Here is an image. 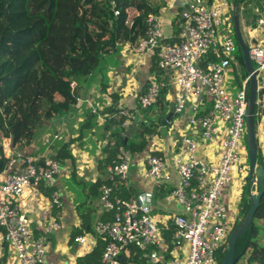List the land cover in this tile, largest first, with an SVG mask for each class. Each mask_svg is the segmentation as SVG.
Returning a JSON list of instances; mask_svg holds the SVG:
<instances>
[{
    "label": "built area",
    "instance_id": "2783aa9c",
    "mask_svg": "<svg viewBox=\"0 0 264 264\" xmlns=\"http://www.w3.org/2000/svg\"><path fill=\"white\" fill-rule=\"evenodd\" d=\"M175 1L179 5L175 16L181 22L177 33L169 37L171 41L165 36L164 18L149 14L144 22V36L134 44H127V52L133 55L135 63L156 57L158 71L173 73V112L178 120L185 119L186 131L172 159L177 184L166 200L177 203L182 212L157 220L152 215L151 193L142 192L130 200L114 195L113 185L126 182L132 154L123 144L116 145L113 134L117 129L126 136L135 129L149 128L152 121L143 113L156 104L166 87L156 75H149L143 93L129 82L133 84V97L139 103L140 112L123 109L121 115L125 119L121 123L109 121L108 114H100V106L90 104L92 114L105 124L101 144L117 150L115 160L106 169L108 183L99 187L100 209L109 218L95 224V240L87 235L73 239L75 244L89 250L95 247L97 239L106 241L100 259L93 264H123L120 255L129 249L141 252L147 264H218L216 255L228 250L229 235L240 219L249 175L248 153L243 144L249 77L236 87L230 76L236 64L233 16L237 1ZM261 4L262 10L258 11L254 24L241 27V32L256 77L255 140L257 157L264 164V0ZM240 11L239 4L238 15ZM136 72L134 66L129 72L130 81ZM70 86L74 88L75 82ZM206 103L210 104L207 109ZM6 159L0 170V228L3 230L0 243L10 248L15 264H43L50 237L61 229V224L51 214L43 232L33 238L29 220L18 203L32 186L41 183L51 186L61 173V166L55 160L40 164L32 157L20 155ZM144 160L147 166L144 176L148 181L157 186L170 181L168 163L152 146L147 149ZM227 186L236 188L233 202L225 198ZM256 187L255 183L249 185V195L257 192ZM226 200L229 202L225 203ZM61 207L59 195L53 191L47 208L52 213Z\"/></svg>",
    "mask_w": 264,
    "mask_h": 264
},
{
    "label": "trees",
    "instance_id": "16d2710c",
    "mask_svg": "<svg viewBox=\"0 0 264 264\" xmlns=\"http://www.w3.org/2000/svg\"><path fill=\"white\" fill-rule=\"evenodd\" d=\"M160 3L155 5L148 0H0V135L20 150L39 140L47 138L48 143L55 138V129L48 122L66 113L70 105H76L82 91L89 89L97 77L105 86L107 67L119 63L116 57L126 44H134L144 36L145 19L149 14H157L165 5L163 1ZM180 22L181 19L177 20ZM236 47L242 83L248 74L237 42ZM73 81L74 88L70 86ZM165 93V90L160 92L159 100ZM111 96L112 101H116L113 93ZM112 111L117 113L115 104L108 109ZM93 116L91 111L87 112L85 121L93 118L94 122ZM121 122L120 119L118 123ZM147 131L146 127L139 128L138 133L127 140L116 132L113 139L117 146L123 144L135 155L145 149L143 135ZM110 150L115 153L113 157L110 152L111 163L117 150L116 147ZM70 157L69 144H63L53 159L63 165ZM257 160L264 168L259 156ZM6 162L0 144V170ZM102 182L98 183L99 187ZM104 182L108 183L106 178ZM124 190L126 187L116 194ZM244 190L242 219L250 208L248 179ZM124 199L129 200V197ZM257 221H264V194L252 223L235 243L234 256H239L236 264H264V246L257 240L260 234ZM0 234H3L1 228ZM105 244V240H97L95 249L79 258L77 264L96 263ZM226 253L216 256L218 264ZM133 254V259L126 264H147L141 252L136 250Z\"/></svg>",
    "mask_w": 264,
    "mask_h": 264
},
{
    "label": "crops",
    "instance_id": "0c3cea01",
    "mask_svg": "<svg viewBox=\"0 0 264 264\" xmlns=\"http://www.w3.org/2000/svg\"><path fill=\"white\" fill-rule=\"evenodd\" d=\"M164 6L158 10L165 21L164 32L169 38L177 33V20L175 16L178 3L175 0H164ZM241 11L239 13L240 29L245 25L254 24V20L258 16V11L262 10V0H241ZM161 3L155 4L159 5ZM248 4L247 7H244ZM127 44L118 52L116 59L119 63L111 64L106 70L105 86L99 83H92L89 89L82 91L79 106L77 107L73 118H68V112L60 114L48 122L55 129L56 138L44 141H37L31 145L22 148L12 147L9 139H3L2 147L5 158L7 157H32L43 164L46 160H54L63 144H69L70 158L65 159V163L61 166V173L55 178V184L52 191L58 193L62 202L60 210L51 213L47 208L49 196L48 188L42 183L32 186L19 201L22 212L29 220V229L33 238H37L43 232L44 226L51 214L58 218L61 229L53 233L50 237V245L45 254L43 264H77V260L84 255L92 252L73 242V239L80 235H87L91 240H95L93 228L99 220L108 219L109 216L102 214L98 197V183L105 181L106 169L110 163L111 153L114 157V151L103 148L101 144L105 124L98 120L94 115L91 121H85V115L91 111V105H97L102 108L101 115L108 114L109 121L118 123L121 119H125L121 115L123 109L140 112L139 103L133 97V87L143 93L146 90V78L149 75H156L166 84L163 89L166 91L164 98L158 100L156 104L143 113L144 117L151 119L152 125L149 126L147 133L143 135L145 149L142 152L132 153V162L129 167L126 182L116 183L113 185L114 195L121 199L129 197L134 199L142 192L152 194V215L157 220H165L173 215L182 212L181 207L175 203H169L166 197L170 194L173 187L177 184V172L172 166L173 155L179 151L181 136L186 131L185 119L178 120V116L173 112L174 106V86L172 85V71H158L156 57H146L141 59L139 63H135L133 55L127 52ZM237 52L235 54L236 61ZM135 63V64H134ZM237 63V62H236ZM134 64V65H132ZM137 68V72L132 81L125 77L126 71ZM128 79V80H127ZM127 80V83L125 82ZM128 82H132L130 84ZM100 84V87H99ZM105 90H102V88ZM99 89H101L99 91ZM114 98L116 101L113 100ZM86 100H92L86 101ZM77 102V104H78ZM76 104V105H77ZM112 104H115L117 113L108 112ZM209 103L205 104L207 109ZM168 117V120L165 118ZM74 119L72 122L69 120ZM162 120L164 122H162ZM85 121V123H84ZM84 125V126H83ZM83 126V128H82ZM143 128V127H142ZM137 129L132 133H123L117 129L114 133H118L121 139H131L132 134L138 133ZM152 146L155 153L163 157L169 165L171 179L163 185H155L148 181L144 174L147 170L145 156L147 149ZM126 147V146H125ZM128 149V148H127ZM111 152V153H110ZM116 156V155H115ZM110 163V164H109ZM133 166V168H132ZM102 182V184H103ZM105 183V182H104ZM126 187V190L116 194L120 189ZM227 194V189L225 190ZM123 197V198H122ZM126 200V199H125ZM99 240V239H97ZM133 251L121 254V261L126 264L128 260L133 259ZM0 264H15V260L10 248L5 243H0Z\"/></svg>",
    "mask_w": 264,
    "mask_h": 264
},
{
    "label": "water",
    "instance_id": "95a60500",
    "mask_svg": "<svg viewBox=\"0 0 264 264\" xmlns=\"http://www.w3.org/2000/svg\"><path fill=\"white\" fill-rule=\"evenodd\" d=\"M112 1V0H108ZM240 3L234 2V8L236 12L233 16V29L234 36L238 47L241 51L243 62L245 65L246 72L249 77L248 82V99H247V110H246V148L248 153V166H249V175L248 181L249 185L253 183L259 188V191L255 194L249 195L250 208L244 218L233 228L232 232L228 238L229 248L227 253L221 262V264H236L239 260V256H234L235 254V243L239 237H241L249 228L252 223L254 214L259 206L260 197L264 194V168L262 166L257 165V145L255 140V123H254V108L257 97V84L256 77L253 73V65L248 56V46L245 41V36L241 32L240 23H239V15H238V5ZM79 102L77 105H70L68 107V118H73V115L79 106ZM168 120V117L165 118ZM162 122H164L162 120ZM121 257V255H120ZM121 259V258H120Z\"/></svg>",
    "mask_w": 264,
    "mask_h": 264
},
{
    "label": "rangeland",
    "instance_id": "374dc122",
    "mask_svg": "<svg viewBox=\"0 0 264 264\" xmlns=\"http://www.w3.org/2000/svg\"><path fill=\"white\" fill-rule=\"evenodd\" d=\"M150 3L152 4H158L160 3L161 1H164V0H148ZM248 4H245L244 7H247ZM241 69L239 67H237V63L235 64L234 68H233V72L230 73V76H231V81H232V84L235 85L236 87H239L241 81H242V76H241ZM125 77H128L130 76V73L128 71H126ZM100 79L99 77H97L93 83H99ZM125 82L127 83V80H125ZM129 83V82H128ZM130 84V83H129ZM104 85V84H103ZM102 86V85H101ZM131 86V84H130ZM99 87H100V84H99ZM132 88V86H131ZM101 89H99L100 91ZM86 101H92V100H86ZM3 137L0 135V144H2L3 142ZM243 144L246 145V136H245V139H243ZM2 146V145H1ZM133 168V166H132ZM56 180V179H55ZM55 180H54V183L50 186L49 184L47 183H42L45 187H47L48 189H51L53 188L54 184H55ZM245 191V190H244ZM255 191V189H254ZM256 191H257V188H256ZM236 192V188L234 186H232V188H230L229 186H227V194L225 195V198H227L230 202H233L234 201V193ZM52 193L51 192L48 196V199L52 196ZM226 200L225 203H228L229 201ZM242 215H240V219L239 221L242 219ZM238 221V223H239ZM259 226H260V234H259V237H258V243L262 246H264V221H257L256 222ZM219 253H217V257H218ZM217 259V258H216ZM217 263H218V259H217Z\"/></svg>",
    "mask_w": 264,
    "mask_h": 264
},
{
    "label": "flooded vegetation",
    "instance_id": "af4514ba",
    "mask_svg": "<svg viewBox=\"0 0 264 264\" xmlns=\"http://www.w3.org/2000/svg\"><path fill=\"white\" fill-rule=\"evenodd\" d=\"M237 224H238V222L236 223V225H237ZM236 225H235V226H236Z\"/></svg>",
    "mask_w": 264,
    "mask_h": 264
}]
</instances>
